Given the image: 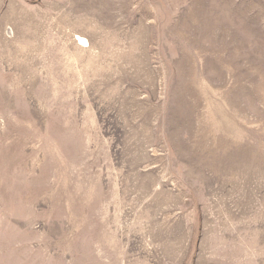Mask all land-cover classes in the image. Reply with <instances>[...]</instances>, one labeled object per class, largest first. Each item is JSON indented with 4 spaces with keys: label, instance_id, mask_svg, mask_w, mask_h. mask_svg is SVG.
Returning a JSON list of instances; mask_svg holds the SVG:
<instances>
[{
    "label": "rangeland",
    "instance_id": "rangeland-1",
    "mask_svg": "<svg viewBox=\"0 0 264 264\" xmlns=\"http://www.w3.org/2000/svg\"><path fill=\"white\" fill-rule=\"evenodd\" d=\"M0 264H264V0H0Z\"/></svg>",
    "mask_w": 264,
    "mask_h": 264
},
{
    "label": "bare ground",
    "instance_id": "bare-ground-1",
    "mask_svg": "<svg viewBox=\"0 0 264 264\" xmlns=\"http://www.w3.org/2000/svg\"><path fill=\"white\" fill-rule=\"evenodd\" d=\"M79 38V37H78ZM80 39V41L83 43V44H87L86 42H87V40L85 39V38H79Z\"/></svg>",
    "mask_w": 264,
    "mask_h": 264
}]
</instances>
